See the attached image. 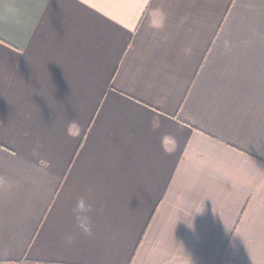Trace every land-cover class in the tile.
<instances>
[{
  "label": "crops",
  "instance_id": "1",
  "mask_svg": "<svg viewBox=\"0 0 264 264\" xmlns=\"http://www.w3.org/2000/svg\"><path fill=\"white\" fill-rule=\"evenodd\" d=\"M0 264H264V0H0Z\"/></svg>",
  "mask_w": 264,
  "mask_h": 264
},
{
  "label": "clouds",
  "instance_id": "2",
  "mask_svg": "<svg viewBox=\"0 0 264 264\" xmlns=\"http://www.w3.org/2000/svg\"><path fill=\"white\" fill-rule=\"evenodd\" d=\"M93 205L89 203L84 197L77 199L75 206L73 208V217L76 222V227L80 233L85 237H91L92 232V213ZM73 238L68 237L66 239L67 244H72Z\"/></svg>",
  "mask_w": 264,
  "mask_h": 264
}]
</instances>
